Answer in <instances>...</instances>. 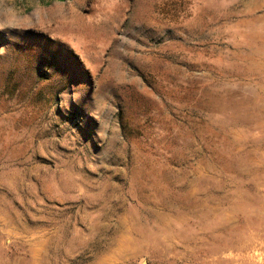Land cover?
I'll use <instances>...</instances> for the list:
<instances>
[{"label":"rangeland","instance_id":"1","mask_svg":"<svg viewBox=\"0 0 264 264\" xmlns=\"http://www.w3.org/2000/svg\"><path fill=\"white\" fill-rule=\"evenodd\" d=\"M0 264H264V0H0Z\"/></svg>","mask_w":264,"mask_h":264},{"label":"trees","instance_id":"2","mask_svg":"<svg viewBox=\"0 0 264 264\" xmlns=\"http://www.w3.org/2000/svg\"><path fill=\"white\" fill-rule=\"evenodd\" d=\"M64 1V0H63Z\"/></svg>","mask_w":264,"mask_h":264}]
</instances>
